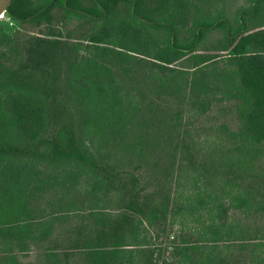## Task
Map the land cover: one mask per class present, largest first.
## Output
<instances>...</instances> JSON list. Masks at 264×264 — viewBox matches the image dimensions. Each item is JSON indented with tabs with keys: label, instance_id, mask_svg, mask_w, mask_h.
I'll return each instance as SVG.
<instances>
[{
	"label": "trees",
	"instance_id": "16d2710c",
	"mask_svg": "<svg viewBox=\"0 0 264 264\" xmlns=\"http://www.w3.org/2000/svg\"><path fill=\"white\" fill-rule=\"evenodd\" d=\"M169 1L159 19L146 0L11 1L23 25L95 23L84 38L13 35L0 53L2 264H264V0L236 26ZM215 29L220 72L199 53ZM214 76L238 122L205 149L183 112L212 110Z\"/></svg>",
	"mask_w": 264,
	"mask_h": 264
},
{
	"label": "rangeland",
	"instance_id": "374dc122",
	"mask_svg": "<svg viewBox=\"0 0 264 264\" xmlns=\"http://www.w3.org/2000/svg\"><path fill=\"white\" fill-rule=\"evenodd\" d=\"M191 13L194 12L200 17H209L211 20H216L222 14H226L233 24L236 26L238 24V16L241 11L248 9L252 6L253 0H191ZM120 7L123 6V3H118ZM175 5L174 1L169 0H146V8L151 15L159 18L165 17V14L169 10L170 7ZM220 14V15H219ZM64 17V12L57 11L55 12V19L51 27L47 25L42 26H34L32 24H20L19 22L13 20L7 13L3 18L0 19V53L3 49L9 48L10 44L8 43V38L16 35L21 37L20 44H24L26 42V38L30 36H46L50 31V28L55 31L57 34L62 35L64 38H84L90 33H92V25L95 21L89 19H72ZM264 23V9H262L260 16L252 20V27L260 26ZM182 34L186 33V29L181 32ZM223 31L220 29H215L210 31L207 34L206 40L203 44L199 46V53L201 55H220L218 60L211 62L209 69H217L216 72H220L222 68L229 67V60L225 56L226 52H222L219 50L221 44L219 41L222 37ZM152 36L151 33L148 34V37ZM155 37V36H153ZM159 37V36H158ZM9 62H15V57L9 58ZM182 65V64H180ZM180 69H183L182 66H178ZM191 73V72H190ZM227 78V77H226ZM224 76L222 78H218V76H214L212 78V89L211 92L212 98L216 100L214 102V107L208 114H201L198 110H190L188 107L187 110H184L183 117L185 120L190 119V123L185 126L194 127L198 129L200 132V136L202 139L203 148L209 149L211 148L210 144L207 142L208 135H215L219 132L215 131V129H219L218 127L223 122H228L232 126L231 129H235L234 124L237 125L238 120L236 119L237 112L234 110L232 113H229L222 107L224 103H218L217 100L220 97L229 98L226 93L227 87H229V83L227 82ZM230 96V95H229ZM232 103H242L243 98L230 96ZM167 99V98H166ZM174 105V109H177V101L172 103ZM189 121V120H188ZM214 125V130L210 129V126ZM223 136L224 130L221 128ZM2 243L0 241V264H2ZM28 260L34 259L33 254L27 257Z\"/></svg>",
	"mask_w": 264,
	"mask_h": 264
},
{
	"label": "water",
	"instance_id": "95a60500",
	"mask_svg": "<svg viewBox=\"0 0 264 264\" xmlns=\"http://www.w3.org/2000/svg\"><path fill=\"white\" fill-rule=\"evenodd\" d=\"M12 0H0V17L7 12V8Z\"/></svg>",
	"mask_w": 264,
	"mask_h": 264
},
{
	"label": "built area",
	"instance_id": "2783aa9c",
	"mask_svg": "<svg viewBox=\"0 0 264 264\" xmlns=\"http://www.w3.org/2000/svg\"><path fill=\"white\" fill-rule=\"evenodd\" d=\"M5 14H6V13H4V14L0 17V19L3 18V17L5 16Z\"/></svg>",
	"mask_w": 264,
	"mask_h": 264
}]
</instances>
